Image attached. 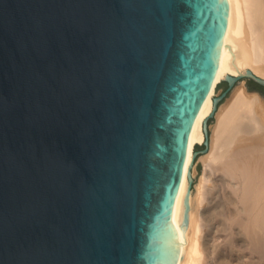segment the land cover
Wrapping results in <instances>:
<instances>
[{
    "label": "water",
    "instance_id": "95a60500",
    "mask_svg": "<svg viewBox=\"0 0 264 264\" xmlns=\"http://www.w3.org/2000/svg\"><path fill=\"white\" fill-rule=\"evenodd\" d=\"M228 13V0H0V264H174L173 206ZM241 77L264 87L226 75L209 117Z\"/></svg>",
    "mask_w": 264,
    "mask_h": 264
},
{
    "label": "bare ground",
    "instance_id": "6f19581e",
    "mask_svg": "<svg viewBox=\"0 0 264 264\" xmlns=\"http://www.w3.org/2000/svg\"><path fill=\"white\" fill-rule=\"evenodd\" d=\"M228 2L219 65L189 134L173 206L174 264H264V101L245 83L220 107L198 185L189 188L188 171L192 178L196 173L194 146L204 139L217 83L247 69L264 78V0Z\"/></svg>",
    "mask_w": 264,
    "mask_h": 264
},
{
    "label": "rangeland",
    "instance_id": "374dc122",
    "mask_svg": "<svg viewBox=\"0 0 264 264\" xmlns=\"http://www.w3.org/2000/svg\"><path fill=\"white\" fill-rule=\"evenodd\" d=\"M240 82L245 83L246 85H250L252 87H256V85L252 82V80L241 77L239 79H237L234 83V85L232 86V88L230 90L227 91V94L223 97V99L219 102L216 111L214 112V114L211 117H208L207 119V125H208V145H207V150L203 153H198L195 157H194V153H193V161L195 163L196 166V173L193 177V182H192V189L196 190V185H198L199 182V177H201L202 171H203V160L202 157L209 151V147L211 144V139H212V135L214 132V127L216 126L217 123V113L220 109V107L227 102V99H229V97L232 94V91L234 89V87H236ZM227 88V82H225L223 79H221L216 87H215V91L213 96H218L219 94H221L224 90H226ZM253 91V90H250ZM256 91V90H254ZM264 91V90H263ZM262 97V96H261ZM263 101L264 98L262 97ZM204 140H205V136L202 142L200 143H196V145L194 146V151L196 150H200L202 148H204ZM193 151V152H194Z\"/></svg>",
    "mask_w": 264,
    "mask_h": 264
},
{
    "label": "trees",
    "instance_id": "16d2710c",
    "mask_svg": "<svg viewBox=\"0 0 264 264\" xmlns=\"http://www.w3.org/2000/svg\"><path fill=\"white\" fill-rule=\"evenodd\" d=\"M252 82L256 85L257 88H260V89L264 90V87H262V86L256 84L254 81H252Z\"/></svg>",
    "mask_w": 264,
    "mask_h": 264
}]
</instances>
